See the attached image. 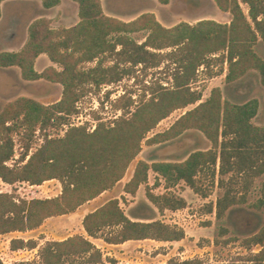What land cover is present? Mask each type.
I'll use <instances>...</instances> for the list:
<instances>
[{
	"label": "trees",
	"instance_id": "obj_1",
	"mask_svg": "<svg viewBox=\"0 0 264 264\" xmlns=\"http://www.w3.org/2000/svg\"><path fill=\"white\" fill-rule=\"evenodd\" d=\"M4 1L7 0H0V18ZM70 1L78 6V23L53 28L49 18H36L29 24L20 50L0 52V69L17 68L24 81L44 80L62 86L61 97L53 104L43 105L22 96L6 103L0 112V179L9 185H41L50 180L61 184L60 195L53 198L15 199L0 193V235L32 231L50 217L73 213L123 179L141 152L142 143L169 142L188 129L200 131L211 148L195 151L180 162L149 164L140 160L123 191L134 195L140 185L147 184L152 171L166 188L184 182L194 192L206 196L197 185V178L204 174L212 185L218 177L217 184L224 189L214 205L216 219H222L230 207L245 203L253 180L264 174V126L252 123L259 107L257 99L244 104L223 102L221 90L216 87L207 100L185 112L168 129L147 135L173 111L201 100V94L192 90L190 84L210 54L221 53L222 62H227V83L256 71L264 86V58L254 50L259 40L264 43V0H212L220 11L230 13L229 24L201 20L194 25L180 22L172 27L163 26L152 12L124 21L105 14L101 0ZM156 1L160 5L170 2ZM40 2L43 8L51 9L60 5L61 0ZM241 3L247 5V14ZM141 31H148L143 42L130 37ZM166 49H170L167 56L175 64L170 88L152 85L148 95L143 93L136 104L130 96L121 97L125 102L120 106L121 116L109 124H98L92 132L70 126L63 136L47 133L50 128L69 124L78 103L92 87L99 89L117 83L137 66L157 67L160 51ZM42 54L51 65L38 72L35 64ZM37 129L45 132L44 141L28 156L29 142ZM16 132H23L26 137L25 152L20 165L8 166L14 154L12 136ZM226 175L230 176L223 178ZM146 197L159 211L185 206L183 198L155 195L150 190ZM263 204L264 185L257 207ZM82 227L86 236L78 234L46 242L39 251L40 264H78L77 260L79 264H105L101 251L90 238L118 245L143 240L178 242L185 237L182 228L160 220H131L118 199L108 200L87 213ZM105 229H109V234L98 236ZM245 244L259 245L260 250L243 259L242 264H264V223ZM36 246L35 240L10 241L11 250ZM169 263L202 264L199 259Z\"/></svg>",
	"mask_w": 264,
	"mask_h": 264
},
{
	"label": "rangeland",
	"instance_id": "obj_2",
	"mask_svg": "<svg viewBox=\"0 0 264 264\" xmlns=\"http://www.w3.org/2000/svg\"><path fill=\"white\" fill-rule=\"evenodd\" d=\"M155 2L153 0H103L105 9L103 11L109 16L130 21L152 9L156 18L165 27H172L180 22L194 25L201 20L229 24L231 20L230 13L220 11L212 0H170L166 6ZM240 5L243 12L247 14V5L242 3ZM46 15L49 16L53 28L71 27L79 21L78 9L71 1H64L59 7L48 11ZM32 17L36 16L26 18L25 22L30 21ZM22 29H24L23 26ZM147 35L148 31H141L130 34V37L141 43ZM254 50L261 58H264V43L261 40L256 43ZM169 51L170 49L160 51L161 62L157 67L137 66L132 69L130 75L117 83L102 86L99 89L92 87L78 103L77 113L69 119V124L60 128H50L47 133L50 136H63L70 126L85 127L87 131L92 132L98 124H109L121 116L123 109L120 106L125 104L121 97L130 96L136 104L143 93L148 95V87L152 85L170 88L171 74L175 64L167 56ZM221 56V53L208 55L204 64L198 68L196 78L190 84L192 90L201 94V100L194 105L173 111L148 133V137L168 129L185 112L207 100L211 90L216 87L221 90L223 102L244 104L251 99H257L259 107L252 123L256 126H264V86L259 74L256 71H250L241 79L227 83L225 77L228 65L227 62H222ZM50 65L46 56H39L35 69L41 72ZM92 65L93 63L87 66ZM61 92L62 86L56 83L44 80L31 82L22 80L17 68L0 69V112L6 103L22 96L35 99L43 105H50L60 99ZM23 134V132H16L12 136L14 154L7 162L8 166L21 164L20 158L25 152L27 143ZM44 134L45 132L39 129L34 132L29 142L28 156L43 143ZM210 148V142L195 129H188L169 142L156 145L142 143L141 152L129 165L123 179L114 188L98 196L91 203L92 207L81 210L79 207L73 213L50 217L39 228L32 231L0 235V264H40L39 251L46 242L62 241L78 234L86 236L82 227L81 212L89 213L90 210L100 207L111 199H118L121 209L131 220L142 222L160 220L182 228L185 237L178 242L144 240L131 241L118 246L107 244L99 238H90L101 251L105 264H170L169 261L193 259H199L202 264H242L243 259L260 250L259 245L248 246L245 240L256 234L264 223V204L260 208L257 207L262 198L264 174L253 180L246 194V202L230 207L220 220L216 219L214 208L216 200L224 192V189L217 184L218 177L213 185L204 174L197 178V185L206 196L194 192L184 182H178L166 188L164 181H157V175L152 171L148 173L147 184L140 185L134 195L123 191V186L131 178L140 160L149 164L180 162L195 151ZM229 176L226 175L223 178L227 179ZM236 188H240V183L236 185ZM147 190L155 195L167 194L183 198L185 206L175 211L167 209L159 211L147 199ZM0 193L10 194L15 199L53 198L60 195L61 184L58 180H50L41 185H30L26 182L9 185L0 179ZM109 232V229H105L98 236L107 235ZM13 239L35 240L37 246L34 249L11 250L10 241ZM77 262L80 263L79 260Z\"/></svg>",
	"mask_w": 264,
	"mask_h": 264
},
{
	"label": "crops",
	"instance_id": "obj_3",
	"mask_svg": "<svg viewBox=\"0 0 264 264\" xmlns=\"http://www.w3.org/2000/svg\"><path fill=\"white\" fill-rule=\"evenodd\" d=\"M64 1L70 2V0H61L60 5L63 4ZM101 1H102L103 10L105 11L104 6H103V0ZM153 1L154 3H156L155 2L156 0H153ZM71 2L78 9L77 4L74 3L73 1ZM163 6H166V5H163ZM57 7H59V5L51 9H45L42 7L40 0H7V1H4L1 5L0 52L20 50L27 39V29H28L29 24L33 20L39 17L49 18V16L46 15L48 11H51ZM150 12L155 13L152 9ZM40 14H43V15H40ZM31 16H36V17H32L30 21L25 22V19L28 17L31 18ZM125 21H129V20H125ZM22 26L24 27V29L21 30ZM40 56H46V55L42 54ZM96 199L97 198L80 206V210L85 207H92L90 205H92L91 203H93ZM93 210H90V212ZM86 214L87 212L86 213L81 212V215H80L81 219H83V217ZM128 242H131V241H128ZM118 245H122V244H118ZM118 245H115V246H118Z\"/></svg>",
	"mask_w": 264,
	"mask_h": 264
}]
</instances>
